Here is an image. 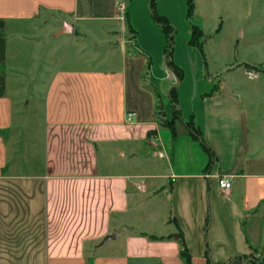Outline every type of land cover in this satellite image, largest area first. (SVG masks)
I'll list each match as a JSON object with an SVG mask.
<instances>
[{
	"label": "crops",
	"instance_id": "0c3cea01",
	"mask_svg": "<svg viewBox=\"0 0 264 264\" xmlns=\"http://www.w3.org/2000/svg\"><path fill=\"white\" fill-rule=\"evenodd\" d=\"M134 3L0 0V264H186L180 233L190 264H264V84H206L186 1L157 0L208 167L184 124L175 139L158 125L176 80L150 69L165 37L152 19L131 26ZM151 200L161 215L142 212Z\"/></svg>",
	"mask_w": 264,
	"mask_h": 264
},
{
	"label": "rangeland",
	"instance_id": "374dc122",
	"mask_svg": "<svg viewBox=\"0 0 264 264\" xmlns=\"http://www.w3.org/2000/svg\"><path fill=\"white\" fill-rule=\"evenodd\" d=\"M148 1L142 2L141 0H134L135 10L132 15L131 13L128 15L131 26L133 20L140 24L142 21L152 19L148 9ZM185 1L187 3V0ZM193 3L195 8L192 19L189 20L187 18L186 11L184 18L187 23L186 25L189 27H191V24L198 25L204 32L203 38L195 40L196 43L199 41L202 42V52L198 48H195L202 54L203 58L205 56V60L208 63L209 74L206 84H211V87H215L218 84L231 83L264 84V77L259 80H249L243 74L246 63H253L264 68V0H193ZM123 11L126 12L125 7ZM47 17L51 16L49 15ZM131 17H133V20ZM112 23V26H117L118 24L117 21H112ZM172 25L176 28L174 24ZM218 28L219 31L216 32ZM161 30L162 29L160 28V31ZM242 30L243 36L241 35ZM177 33L174 39H176ZM162 34L165 37L164 32ZM128 37H130L129 34ZM164 40L165 43L166 39ZM238 41H240V44L237 48L236 44ZM164 45L165 44H162L160 50L156 47V49L152 52V55L150 54L152 61L150 69H152L156 77H164L167 73L164 71ZM174 53L175 50L173 55ZM235 62H239L237 67L227 68L230 63ZM159 63H161V66H158ZM251 74L255 75L256 72ZM161 84L174 83L171 79H165ZM220 86L221 85H219V87ZM163 110L164 108L161 105V116L165 113ZM166 110L168 112L170 108H166ZM146 165H148L146 161L135 160L131 168L134 171H140L147 168ZM164 208L158 204L157 200H151L142 212L145 214H147V212L158 213V210L162 209L160 212L161 215ZM260 259L261 256L254 257V264H259Z\"/></svg>",
	"mask_w": 264,
	"mask_h": 264
},
{
	"label": "trees",
	"instance_id": "16d2710c",
	"mask_svg": "<svg viewBox=\"0 0 264 264\" xmlns=\"http://www.w3.org/2000/svg\"><path fill=\"white\" fill-rule=\"evenodd\" d=\"M188 4V10H187V18L190 20L193 17L194 14V3L193 0H187ZM148 9L150 12V16L153 20V22L162 29V31L165 34V46L163 49V55H164V63L166 68L172 72L176 78V84L172 86L169 90V100H170V105H171V116L170 118H167V116L164 114L163 116L160 115V107L161 105L159 104L157 106V121L158 125L160 128L164 129H169L172 134H173V139L176 138L177 136V131H176V124L181 123L184 124V126L187 129V132L193 139H195L209 154V164L208 167L211 166V164L214 162V154L210 148V146L205 142L203 138V134L199 130L198 126L196 125L195 121L193 118H191L188 122H185L182 118L181 115V107L179 105L178 99H177V87L179 84L182 82L184 78V72L183 70L178 67L174 61H173V52H174V38L177 33L176 28L170 23L169 19L161 15L156 7V0H149L148 1ZM126 23H127V29L130 34L133 36L135 35V31L131 28L129 22H128V17L126 16ZM204 37L202 29L195 24H191V38L189 41V44L193 47L198 48L201 52L203 49V44L201 41L195 42V40H200L201 38ZM245 70L249 73L253 72H259L264 75V71L260 66H253L250 64H245ZM159 99V97H158ZM156 135L155 131H149L147 136L150 138V136ZM149 239L156 240L157 238L150 236ZM178 242L180 245V253L181 256L185 259L186 264H190V256L188 254L187 248L185 246V242L183 239L182 234L180 233V236L178 238ZM236 258L243 259L242 256H237ZM244 259H246L244 257Z\"/></svg>",
	"mask_w": 264,
	"mask_h": 264
},
{
	"label": "built area",
	"instance_id": "2783aa9c",
	"mask_svg": "<svg viewBox=\"0 0 264 264\" xmlns=\"http://www.w3.org/2000/svg\"><path fill=\"white\" fill-rule=\"evenodd\" d=\"M123 7H124V6H123ZM123 9H124V8H122L121 11H123ZM169 77H170V78H173V79L176 80V78H175V76H174V74H173L172 72L170 73ZM127 120H128L129 122L132 121V114H129ZM219 186H220L221 189L229 190V189L231 188V182H230V179L227 178V177H225V176L219 178ZM140 188H142V187H140Z\"/></svg>",
	"mask_w": 264,
	"mask_h": 264
}]
</instances>
